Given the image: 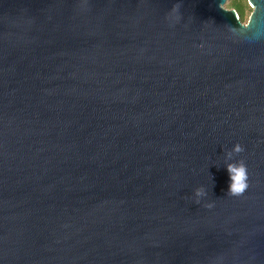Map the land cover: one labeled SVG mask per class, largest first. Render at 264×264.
Segmentation results:
<instances>
[{
	"label": "water",
	"instance_id": "obj_1",
	"mask_svg": "<svg viewBox=\"0 0 264 264\" xmlns=\"http://www.w3.org/2000/svg\"><path fill=\"white\" fill-rule=\"evenodd\" d=\"M225 1L0 0V264H264V0Z\"/></svg>",
	"mask_w": 264,
	"mask_h": 264
},
{
	"label": "clouds",
	"instance_id": "obj_2",
	"mask_svg": "<svg viewBox=\"0 0 264 264\" xmlns=\"http://www.w3.org/2000/svg\"><path fill=\"white\" fill-rule=\"evenodd\" d=\"M236 151H241V148L239 145H237ZM228 171L232 180V183L230 185V192L233 195H240L242 194L246 188H247V171L243 164H241L239 167L234 166H228Z\"/></svg>",
	"mask_w": 264,
	"mask_h": 264
},
{
	"label": "rangeland",
	"instance_id": "obj_3",
	"mask_svg": "<svg viewBox=\"0 0 264 264\" xmlns=\"http://www.w3.org/2000/svg\"><path fill=\"white\" fill-rule=\"evenodd\" d=\"M236 5L241 7V12L237 11ZM227 9H235L240 17L241 22H246L251 14L252 7L249 5L248 0H226L224 5Z\"/></svg>",
	"mask_w": 264,
	"mask_h": 264
},
{
	"label": "trees",
	"instance_id": "obj_4",
	"mask_svg": "<svg viewBox=\"0 0 264 264\" xmlns=\"http://www.w3.org/2000/svg\"><path fill=\"white\" fill-rule=\"evenodd\" d=\"M236 8H237V11L240 13L242 10H241V7L239 5H236Z\"/></svg>",
	"mask_w": 264,
	"mask_h": 264
}]
</instances>
